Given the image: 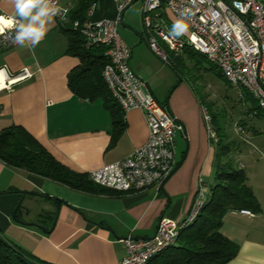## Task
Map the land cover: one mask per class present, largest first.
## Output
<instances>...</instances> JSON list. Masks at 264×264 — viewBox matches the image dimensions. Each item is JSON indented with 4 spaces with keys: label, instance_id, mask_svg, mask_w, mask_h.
Masks as SVG:
<instances>
[{
    "label": "crops",
    "instance_id": "crops-1",
    "mask_svg": "<svg viewBox=\"0 0 264 264\" xmlns=\"http://www.w3.org/2000/svg\"><path fill=\"white\" fill-rule=\"evenodd\" d=\"M13 14L11 0H0V15ZM116 16L114 0H99L92 14L93 19ZM125 21L131 28L119 33L130 47L128 64L154 98L167 103L169 113L182 124L184 131L175 136V165L184 157L162 187L110 195L75 189L0 161V231L7 234L13 226L21 228L29 235L27 242L20 241L22 245L3 236L54 264H116L125 255L120 239L151 237L161 216L182 221L193 203L199 179L209 190L214 175L215 147L206 133L202 103L187 85L167 96L175 79H170L157 54L147 49L145 32H138V26L131 23L127 8L119 25ZM49 29L35 48L18 44L0 47V69L6 80L28 73L0 90V129L23 127L56 160L77 173L124 158L147 139L143 111L122 110L117 115L120 129L101 98L78 97L68 85L67 75L79 61L66 54L67 40L55 19ZM13 176L20 177V182L12 183ZM166 195L170 203L164 211ZM19 196L26 224H15L9 217ZM233 232H222L239 243L238 254L227 264H264V245L248 238L236 240Z\"/></svg>",
    "mask_w": 264,
    "mask_h": 264
},
{
    "label": "built area",
    "instance_id": "built-area-1",
    "mask_svg": "<svg viewBox=\"0 0 264 264\" xmlns=\"http://www.w3.org/2000/svg\"><path fill=\"white\" fill-rule=\"evenodd\" d=\"M134 1L114 0L117 11L114 19H93L96 3L90 5L82 21L69 18L70 3L65 6L59 4L62 12L54 18L61 29L69 28L77 32L86 48L104 49L101 77L106 88L123 111L134 108L143 111L148 128L146 141L124 158L87 173L92 183L119 193L140 191L153 185L159 188L175 165V136L184 131L182 124L154 98L146 82L128 64L130 47L121 38L117 27L123 11ZM141 1L142 20L150 50L163 61L166 60V53L158 45V40L176 54L184 48L198 52L218 68L241 98L247 93L264 114V4L261 0ZM185 9L190 10L188 30L172 39L168 35L170 29L159 19L160 13L165 11L174 23ZM14 36L15 30L5 27L4 32L0 33V47L13 46ZM26 75L27 72L5 79L4 87L0 90ZM201 114L208 139L216 141L211 116L204 106L201 107ZM208 191V185L199 179L193 203L182 221L161 216L151 238L128 236L120 239L125 255L116 264H147L173 246L180 231L196 219L208 198ZM239 211L251 215L247 209Z\"/></svg>",
    "mask_w": 264,
    "mask_h": 264
},
{
    "label": "trees",
    "instance_id": "trees-1",
    "mask_svg": "<svg viewBox=\"0 0 264 264\" xmlns=\"http://www.w3.org/2000/svg\"><path fill=\"white\" fill-rule=\"evenodd\" d=\"M98 1L74 0L69 10V18L82 21L90 5ZM261 1L264 4V0ZM165 14L166 12L162 11L160 16L165 18V25L171 29L173 23ZM60 32L67 40L66 54L76 57L79 61L78 65L67 75L68 85L80 98L89 100L101 98L105 107L110 111L114 125H119L121 129V121L117 119V115L122 112V109L106 88L101 77V69L105 62L104 49L102 47L86 48L82 37L69 28H60ZM191 51L199 54L190 48L182 50L192 57L194 55ZM165 61L169 62L167 55ZM168 66L176 71L171 62ZM219 74L222 76L220 71ZM245 95L246 99L253 102L258 109L256 102L246 93L244 97ZM253 110L255 111L252 113L257 114V110L255 108ZM212 120L214 121L213 116H211V122ZM214 131L216 141H211L215 147L214 175L209 185L210 193L207 200L196 219L180 231L173 246L149 260L147 264H227L238 254L239 245L220 231L224 215L228 211L241 209H247L252 214L262 211L252 189L246 184L247 177L243 169L237 166L233 159H230L231 143H226L225 135L224 139L222 138L223 131L219 127ZM0 161L6 166L18 168L89 193L108 195L119 193L92 183L87 173H77L61 164L19 125H10L0 129ZM42 196L47 197L44 194ZM0 264L54 263L37 258L7 240L0 231Z\"/></svg>",
    "mask_w": 264,
    "mask_h": 264
},
{
    "label": "rangeland",
    "instance_id": "rangeland-1",
    "mask_svg": "<svg viewBox=\"0 0 264 264\" xmlns=\"http://www.w3.org/2000/svg\"><path fill=\"white\" fill-rule=\"evenodd\" d=\"M73 2L74 0H59L61 6H65L68 3L72 4ZM127 10L131 23L138 26V32L142 30L146 35L142 20V1L136 0L132 2L127 7ZM165 15L169 18L168 14ZM159 19L162 23H165V18L160 16ZM152 22L153 24L155 23L154 17H152ZM130 28L129 23L125 21L124 25H119L118 32L122 29L129 30ZM120 36L123 39V36ZM158 45L164 50L169 62L173 64L176 70L171 69L168 66L169 62L161 60L156 55L157 60L162 65H165V71L170 79H175L172 87L167 92V96H171L173 92L178 93L181 91L182 86H188L187 89L191 94L196 99H199L202 103L201 106H204L210 116H213V129L215 130L219 127L223 131L222 138L225 135L227 137L225 139L226 143H231L230 159H233L235 164L243 169L247 177L246 184L252 189L262 208L260 213L254 214L252 217L241 214L239 210L228 211L223 217L224 224L221 231L232 232V234L235 231L236 240L241 241L244 238H248L257 242V244L264 245V114L255 107L253 102L246 99V95L241 98L237 91L219 74L218 68L204 57L192 51L194 55L192 57L182 51L175 54V56L159 40ZM147 49L151 51L148 45ZM178 78L181 83L177 84ZM253 108L257 110V114L252 113L255 111ZM7 171H10V169ZM20 180L21 178L18 176L11 177L12 183L17 184ZM212 180L213 177L209 182L211 183ZM19 199L20 196L9 216L15 224H17L16 220L23 221L20 211L22 205L20 204L17 212L15 210ZM13 212L15 219H12ZM3 235L19 243V245L21 244L20 241L27 242V238H29V235L22 231L21 228H16L15 226L9 229L7 234L3 233ZM237 244L239 245L238 242Z\"/></svg>",
    "mask_w": 264,
    "mask_h": 264
},
{
    "label": "clouds",
    "instance_id": "clouds-1",
    "mask_svg": "<svg viewBox=\"0 0 264 264\" xmlns=\"http://www.w3.org/2000/svg\"><path fill=\"white\" fill-rule=\"evenodd\" d=\"M11 3L14 14L7 18L0 15V33L4 32L5 27L14 29V43L21 47L30 45L35 48L47 35L54 18L62 12L58 0H11ZM189 15V9L180 14L169 31V37L175 39L187 32ZM3 78L4 72L0 69V80Z\"/></svg>",
    "mask_w": 264,
    "mask_h": 264
},
{
    "label": "water",
    "instance_id": "water-1",
    "mask_svg": "<svg viewBox=\"0 0 264 264\" xmlns=\"http://www.w3.org/2000/svg\"><path fill=\"white\" fill-rule=\"evenodd\" d=\"M136 1V0H135ZM180 82V79L178 78V82H177V84ZM164 106H165V108L167 109V111L169 112V109H168V105H167V103H164ZM171 114V113H170ZM183 157H184V155L181 157V159L178 161V163L176 164V165H174V167L172 168V170L170 171V173L163 179V181L161 182V184H160V187H162L163 186V184L168 180V178L174 173V171L178 168V166L181 164V162H182V160H183ZM161 192H163V191H161ZM163 193H165V192H163ZM23 194H24V192H22L21 191V195L23 196ZM166 197H167V203H166V207H165V209H164V211L168 208V206H169V203H170V199H169V197H168V195H166ZM52 201H53V199H52ZM20 203H21V199H19V201H18V203H17V205H16V209L20 206ZM15 209V210H16ZM15 212V211H14ZM14 212H13V214H12V218L13 219H15V217H14ZM55 218H56V213H55ZM16 221H18L19 223H21V224H26V223H24L23 221H19V220H16ZM54 222H55V219L53 220V224H54ZM153 236V235H152ZM151 236V237H152ZM151 237H143L144 239H147V238H151ZM136 239H138L139 237H135Z\"/></svg>",
    "mask_w": 264,
    "mask_h": 264
},
{
    "label": "bare ground",
    "instance_id": "bare-ground-1",
    "mask_svg": "<svg viewBox=\"0 0 264 264\" xmlns=\"http://www.w3.org/2000/svg\"><path fill=\"white\" fill-rule=\"evenodd\" d=\"M5 74V73H4ZM4 83H5V76H4V78L2 79V80H0V89L2 88V87H4Z\"/></svg>",
    "mask_w": 264,
    "mask_h": 264
}]
</instances>
